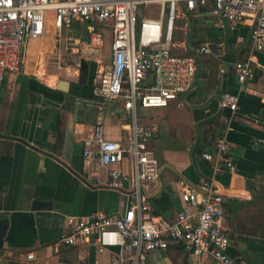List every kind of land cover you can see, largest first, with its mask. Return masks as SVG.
<instances>
[{
    "label": "crops",
    "instance_id": "crops-1",
    "mask_svg": "<svg viewBox=\"0 0 264 264\" xmlns=\"http://www.w3.org/2000/svg\"><path fill=\"white\" fill-rule=\"evenodd\" d=\"M211 8V1L193 11L181 4L174 22L175 55L192 56L205 45L214 52L198 58L191 89L167 108L138 110L139 123L155 130L149 146L161 165L159 181L147 186L146 193L152 215L173 220L182 210L185 185L214 180L226 196L230 256L240 264H264V148L255 146L264 140V49L253 51L249 22L220 28ZM34 42L39 41L28 44L21 72L5 77L0 94V220H8L0 264H112L118 250L101 253L94 240L53 245L71 233L69 217L128 209L131 184L114 189L104 184L103 174L99 183L91 172L95 164L83 156V140L102 125L107 140L122 144L130 136L132 116L122 103L94 94V77L80 83L79 75L59 79L43 74L28 58ZM221 50L235 62L219 58ZM249 57L254 58V78L245 92L235 63ZM61 80L70 84L65 91L58 88ZM224 93L239 96L235 113L221 107ZM222 137L229 141L234 172L215 171L202 156L214 154ZM120 167L133 174L131 159ZM190 263L217 264L210 256L199 258L176 246L149 252L143 264Z\"/></svg>",
    "mask_w": 264,
    "mask_h": 264
},
{
    "label": "built area",
    "instance_id": "built-area-1",
    "mask_svg": "<svg viewBox=\"0 0 264 264\" xmlns=\"http://www.w3.org/2000/svg\"><path fill=\"white\" fill-rule=\"evenodd\" d=\"M209 1L210 15L220 28L225 23L249 22L253 51L264 49V0H0V94L5 77L21 72L31 41L50 37V28L60 33L80 24L85 30L82 26L79 30L88 37V44H83L92 51L106 49L105 32L111 38L110 58L105 64L96 59L94 94L122 103L133 119L130 136L122 144L107 140L102 125L94 126L91 136L83 140V156L95 164L91 172L99 183L103 174L104 184L114 189L131 184L128 209L123 214L69 217L71 233L57 241L55 248L94 240L101 253L118 250L112 264H143L149 252L176 246L199 258L210 256L217 264H240L229 254L232 240L224 229L226 196L214 180L185 185L180 195L182 210L173 220L154 217L146 193L147 186L159 181L161 165L149 146L155 130L139 123L138 110L167 108L191 89L198 58L214 52L205 45L192 56L175 55L171 48L174 22L181 4L193 11ZM139 6H158L159 10L140 21ZM71 37L76 43L82 41L78 33ZM217 55L222 58L225 52ZM235 72L241 90L249 91L246 84L254 78V58L237 61ZM238 105V95H222V108L235 113ZM255 146L264 148V140ZM229 150V141L222 137L214 154L202 156L215 171L234 172ZM125 159L132 160V175L120 167Z\"/></svg>",
    "mask_w": 264,
    "mask_h": 264
},
{
    "label": "rangeland",
    "instance_id": "rangeland-1",
    "mask_svg": "<svg viewBox=\"0 0 264 264\" xmlns=\"http://www.w3.org/2000/svg\"><path fill=\"white\" fill-rule=\"evenodd\" d=\"M181 6V5H180ZM158 7L143 6L138 7V19L141 21L143 17H147L153 13H157ZM50 17V16H48ZM50 20V18H47ZM84 25L74 24L70 29H64L60 33H53L50 28L52 41L34 42L31 44L28 51V58L35 62V65L41 69L43 74L56 75L59 79L73 78L79 75L80 63L82 60H87L93 64L95 70L98 69L96 59H100L103 64L110 58L109 44L111 41L109 32L106 34V49L103 51H92L83 44V41L76 43L75 39L71 40V36L75 33H82L80 27ZM56 78V79H57Z\"/></svg>",
    "mask_w": 264,
    "mask_h": 264
},
{
    "label": "water",
    "instance_id": "water-1",
    "mask_svg": "<svg viewBox=\"0 0 264 264\" xmlns=\"http://www.w3.org/2000/svg\"><path fill=\"white\" fill-rule=\"evenodd\" d=\"M215 49V48H214ZM225 62L233 63L235 62V57L231 54H227L224 57L221 58ZM88 67H89V61L82 60L80 63V73H79V82L80 83H86L88 80ZM69 82L61 80L58 84V88L65 91L69 87ZM8 229V220L7 219H1L0 220V247L3 244V239L6 235Z\"/></svg>",
    "mask_w": 264,
    "mask_h": 264
},
{
    "label": "flooded vegetation",
    "instance_id": "flooded-vegetation-1",
    "mask_svg": "<svg viewBox=\"0 0 264 264\" xmlns=\"http://www.w3.org/2000/svg\"><path fill=\"white\" fill-rule=\"evenodd\" d=\"M96 73L95 67L91 62H89V67H88V77H94Z\"/></svg>",
    "mask_w": 264,
    "mask_h": 264
},
{
    "label": "trees",
    "instance_id": "trees-1",
    "mask_svg": "<svg viewBox=\"0 0 264 264\" xmlns=\"http://www.w3.org/2000/svg\"><path fill=\"white\" fill-rule=\"evenodd\" d=\"M79 35H80V33H79ZM80 36L82 37L83 43L84 44H88V37H87V34H86V32L84 30L82 31Z\"/></svg>",
    "mask_w": 264,
    "mask_h": 264
},
{
    "label": "bare ground",
    "instance_id": "bare-ground-1",
    "mask_svg": "<svg viewBox=\"0 0 264 264\" xmlns=\"http://www.w3.org/2000/svg\"><path fill=\"white\" fill-rule=\"evenodd\" d=\"M33 41H40V40H33ZM171 104V103H170ZM169 107V106H168Z\"/></svg>",
    "mask_w": 264,
    "mask_h": 264
}]
</instances>
